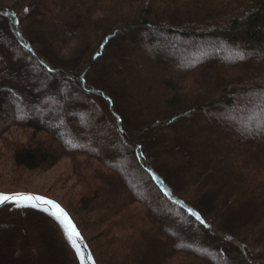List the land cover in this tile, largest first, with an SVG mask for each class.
<instances>
[{
  "label": "trees",
  "instance_id": "trees-1",
  "mask_svg": "<svg viewBox=\"0 0 264 264\" xmlns=\"http://www.w3.org/2000/svg\"><path fill=\"white\" fill-rule=\"evenodd\" d=\"M209 45L215 53L183 69L186 53ZM260 105L264 0H0V140L13 128L29 137L10 145L12 167L67 159L87 191L74 211L37 193H0L56 202L94 264H264ZM17 109L22 117H6ZM104 129L176 219L123 179L121 154L99 143ZM64 131L80 146L65 147ZM90 139L106 157L84 146ZM81 222L101 228L99 244ZM0 227L15 229L0 236V264H80L41 210L7 205Z\"/></svg>",
  "mask_w": 264,
  "mask_h": 264
},
{
  "label": "rangeland",
  "instance_id": "rangeland-1",
  "mask_svg": "<svg viewBox=\"0 0 264 264\" xmlns=\"http://www.w3.org/2000/svg\"><path fill=\"white\" fill-rule=\"evenodd\" d=\"M132 42L135 41L133 40ZM173 45L181 46L180 48H186V46L179 41L172 42L171 46ZM187 45L190 47L191 44L189 43ZM195 53H190V52L186 53L185 60L183 59L184 63L182 64L183 69H185L188 65H190L191 61L201 56H208V54L215 52L211 50V46L209 45L205 49L195 51ZM230 56H232L231 53L225 52V57H230ZM44 104L49 109H52L53 102L51 103V100H46ZM15 113H14L15 116L12 114L10 115L7 114L6 117L20 118L22 117V114H24V110L17 109ZM79 120L80 121L83 120V123L85 122L83 124L86 127L85 131H89V129H91V127L94 125L93 123L94 119L91 116L81 117L79 118ZM254 124L255 123L251 121L244 123L242 126L245 129L250 130L251 125ZM57 125H61V122L57 121ZM255 127L259 128L258 125H256ZM97 136L101 138V142L99 143H101L102 145H105L111 140L110 145H112L113 148L117 149L121 154L120 157L118 158L119 160L117 161H119L118 163H120L121 167L123 168V172L121 171V176L125 181L128 182L129 186L134 188L137 194L141 198L150 200V203L154 207H157L161 212L169 214L174 219H176L177 217L174 215V212L170 211V209H168L169 207L157 198L155 192L152 189L151 190L149 189V186L146 183L147 181H145L144 178L141 177V173L138 172V170L136 169L133 170L132 168H130V166L125 162L123 147L121 146L117 147L116 143H114L112 140L114 137L111 134V132H109V130L107 129L106 130L104 129L102 131L100 130V133L97 134ZM28 138L29 137L27 133H25L21 128H13L5 134V137H3L2 140H0V191L2 192L26 191V192L37 193L43 196L57 199L58 201L66 205L70 210L74 211V205L76 199L81 194L84 196L87 191L83 186L78 184L77 181L75 180L71 171V165L67 159L57 162L52 167L44 168L37 172H27L19 169L17 170L13 169L10 161V154H11L10 145L15 143L16 141L17 143H19L20 141L26 142ZM59 139L61 143L65 145V147L80 146L79 143H76L73 140L71 141V138L69 137L66 131L60 134ZM95 143L96 142L93 139H90V141H86L84 143V146L87 147L88 149L93 150L96 155L105 156V154H103L100 150H96L94 148ZM125 148L126 147L124 146V149ZM27 194H31V193H27ZM93 218H95V215L91 214L87 220L90 222V220L92 221ZM79 223H80V219H79ZM81 224L83 228L86 227L85 225H83V222H81ZM100 229L101 228L99 227L96 229L94 228L93 230L87 229V227L85 229L86 231L88 230L87 237L91 240V242L94 245L100 243L99 240H101V238H98ZM17 230L20 229L17 228ZM29 231H33V230L31 229ZM14 232L15 229L0 227V236H9V234ZM20 234H22L21 230H20ZM108 241H111L110 237H108ZM114 241L115 239L112 242L114 243ZM58 246L59 244L56 245L55 243H53L51 247L52 250H54L56 253H59V255H61L60 252L61 249Z\"/></svg>",
  "mask_w": 264,
  "mask_h": 264
},
{
  "label": "snow or ice",
  "instance_id": "snow-or-ice-1",
  "mask_svg": "<svg viewBox=\"0 0 264 264\" xmlns=\"http://www.w3.org/2000/svg\"><path fill=\"white\" fill-rule=\"evenodd\" d=\"M259 107L261 108L262 111H264V105H260ZM8 202H13L17 206H19L20 204H23V203H33V205L35 206V202H41L44 204L51 205L52 207L57 209V213H55L57 215V218L61 219L62 222L65 223L66 227L70 230L69 231V239L72 240L73 246H76L77 240H79L81 238L79 231L76 229L75 225L71 222L70 218L67 216V213L64 212V210L62 208H60V206L57 205L54 201L47 200L44 197L34 196V195H26L23 193H13V194L0 193V205H4ZM191 211L192 210L189 209V212H191ZM192 214L196 215L197 219H200V217L197 213H192ZM201 222L203 223V221H201ZM77 252L80 254L81 264H83L85 256L80 251L79 248H77ZM87 260L89 262H91V264H94L92 255L90 253L87 255Z\"/></svg>",
  "mask_w": 264,
  "mask_h": 264
},
{
  "label": "water",
  "instance_id": "water-1",
  "mask_svg": "<svg viewBox=\"0 0 264 264\" xmlns=\"http://www.w3.org/2000/svg\"><path fill=\"white\" fill-rule=\"evenodd\" d=\"M23 194H26V195H34V194H27V193H23ZM34 196H39V195H34ZM40 197H42V196H40ZM45 199H47V198H45ZM47 200H50V199H47ZM7 205H16V204L13 203V202H8V203H6L4 205H0V209L3 208V207H5V206H7ZM19 206H21V207H31V208H35V209L41 210V211L47 213L48 215L52 216L59 223V225L61 226L63 232L65 233V235H66V237H67V239H68V241L70 243V246L72 247V249L74 250V252L77 254L80 264H81V257H80V254L77 252V248H79L80 251L85 256V259H84L83 264H91V262H89L87 260V255L89 254V251H88V249H87V247L85 245V242L83 241L82 238H80L79 240H77L76 246H73L72 240L69 239V231L70 230L66 227L65 223H63L61 219H58L57 218V215L55 214V213H57V209L56 208L52 207L51 205L44 204V203H41V202H35V206L33 205V203H23V204H20Z\"/></svg>",
  "mask_w": 264,
  "mask_h": 264
}]
</instances>
